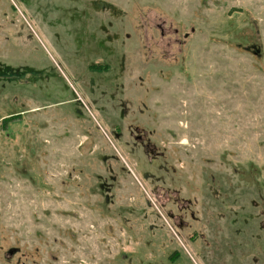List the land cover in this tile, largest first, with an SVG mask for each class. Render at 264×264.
I'll list each match as a JSON object with an SVG mask.
<instances>
[{
	"label": "rangeland",
	"instance_id": "obj_1",
	"mask_svg": "<svg viewBox=\"0 0 264 264\" xmlns=\"http://www.w3.org/2000/svg\"><path fill=\"white\" fill-rule=\"evenodd\" d=\"M0 264H264V0H0Z\"/></svg>",
	"mask_w": 264,
	"mask_h": 264
},
{
	"label": "trees",
	"instance_id": "obj_2",
	"mask_svg": "<svg viewBox=\"0 0 264 264\" xmlns=\"http://www.w3.org/2000/svg\"><path fill=\"white\" fill-rule=\"evenodd\" d=\"M7 118H9V117H7ZM5 121H7V120L5 119Z\"/></svg>",
	"mask_w": 264,
	"mask_h": 264
}]
</instances>
